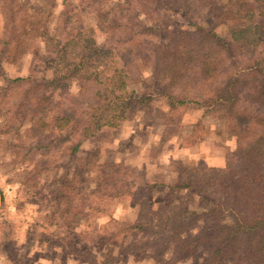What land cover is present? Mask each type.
<instances>
[{
  "label": "trees",
  "instance_id": "1",
  "mask_svg": "<svg viewBox=\"0 0 264 264\" xmlns=\"http://www.w3.org/2000/svg\"><path fill=\"white\" fill-rule=\"evenodd\" d=\"M58 1V30L53 33L49 22ZM213 3L41 0L34 6L24 0H0L7 20L6 33L0 36V65L16 63L30 48L43 45L24 75L0 81V133L17 128L16 141L9 143L16 153L24 145L27 152L38 150L40 158L73 157L86 140L131 116L152 112L170 134L190 105L221 108L235 141L226 150L224 164L171 161L178 179L155 175L141 182L150 190L165 188L156 203L143 196L129 168L125 175L108 172L107 164L99 162V150L88 152L80 165L97 167L102 176L88 213L105 212L121 224L108 205L119 199L132 201L137 212L130 224L118 231L98 227L106 240L120 233L129 239L126 250L132 254L149 252L160 259L170 248L171 262L201 251L199 264H264V0ZM193 4L204 5L212 15L224 12L225 32L219 33L204 16L192 20ZM165 10L180 12L189 27L172 26L161 42L156 30ZM143 69L161 83L164 107L154 106L151 93L129 90L142 80ZM73 79L76 90L70 89ZM181 191H192L199 207L181 205ZM84 200L80 199L79 212ZM198 222L204 227L193 233Z\"/></svg>",
  "mask_w": 264,
  "mask_h": 264
},
{
  "label": "rangeland",
  "instance_id": "2",
  "mask_svg": "<svg viewBox=\"0 0 264 264\" xmlns=\"http://www.w3.org/2000/svg\"><path fill=\"white\" fill-rule=\"evenodd\" d=\"M25 1L34 6L41 3V0ZM70 1L75 4L78 2ZM225 2L226 0H214L213 5L220 6ZM193 9L195 18L192 20L201 21L204 16L212 20L219 33L225 32L224 12L212 15L204 5L198 4H193ZM59 10L58 1L49 22L53 33L58 30ZM180 16V12L164 11L156 30L161 42H165L172 26L179 30L189 27L186 19L183 21ZM85 19L88 23H94L90 17ZM6 30V13L0 10V36L5 35ZM96 33L99 36L98 29ZM42 49L43 45L39 42L20 61L0 65L1 83H5L10 77L24 75L29 62ZM142 71V80L130 85L129 90L137 94L151 93L154 95V106L164 107L165 101L160 95L161 83L152 81L147 69ZM76 88L77 82L73 79L70 89ZM191 97L202 101L195 93ZM2 122L3 118H0V123ZM16 131L17 128L8 133H0V236L6 239L12 235V239H24L22 249L20 247L21 255L16 253V248L11 244L5 245L6 253L11 259L8 263L199 264L201 251L171 262L170 248L160 259H154L149 252L145 255L141 252H127L129 239L122 238L121 233L106 240L105 232L98 227L104 225L107 231H118L134 220L137 207L127 199L111 201L108 209L112 210L115 218L123 221L121 224L110 220L105 212L88 213L87 205L94 201L102 176L97 167L85 168L80 165V160L97 148L100 152L99 162L107 164L108 172L118 171L125 175L124 171L129 168L133 176L138 177V187L143 196H150L156 203L164 195L165 188L159 186L150 190L141 182L151 181L155 175L171 181L178 179L180 176L174 172L171 161L180 160L200 166L224 164L226 150L232 149L235 141L225 126L224 111L221 108L205 109V106L197 103L190 105L181 117L179 126L170 134H167L163 121L152 112L131 116L116 127L103 128L96 138L86 140L73 157L47 155L40 158L38 150L27 152L28 147L24 145H20L16 153L9 146V143L16 141ZM19 132L23 139L22 129ZM32 143L28 142L29 145ZM39 158V164L36 165ZM38 170L40 171L37 172ZM58 189H62L60 198L57 195ZM82 197L86 200L83 210L79 212ZM177 199L181 205L189 208L199 207L192 191L179 192ZM203 227L204 224L198 222L192 226V232Z\"/></svg>",
  "mask_w": 264,
  "mask_h": 264
},
{
  "label": "crops",
  "instance_id": "3",
  "mask_svg": "<svg viewBox=\"0 0 264 264\" xmlns=\"http://www.w3.org/2000/svg\"><path fill=\"white\" fill-rule=\"evenodd\" d=\"M1 225L2 224H0V235H2V233H1L2 232V226ZM23 241H24V239H12V235L8 236L6 239L1 238V236H0V257L3 259L4 264H10V263H8V260H11L10 257L8 256V254L6 253L5 245L11 244L13 247L16 248L15 251H16V253L18 252V255H19L21 253ZM20 247H21V249H20Z\"/></svg>",
  "mask_w": 264,
  "mask_h": 264
},
{
  "label": "built area",
  "instance_id": "4",
  "mask_svg": "<svg viewBox=\"0 0 264 264\" xmlns=\"http://www.w3.org/2000/svg\"><path fill=\"white\" fill-rule=\"evenodd\" d=\"M0 264H4V261L1 257H0Z\"/></svg>",
  "mask_w": 264,
  "mask_h": 264
}]
</instances>
